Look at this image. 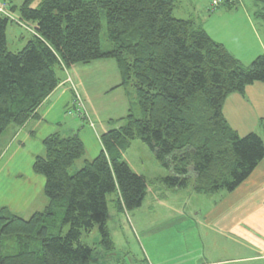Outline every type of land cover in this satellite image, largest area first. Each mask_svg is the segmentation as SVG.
<instances>
[{
    "label": "trees",
    "instance_id": "obj_1",
    "mask_svg": "<svg viewBox=\"0 0 264 264\" xmlns=\"http://www.w3.org/2000/svg\"><path fill=\"white\" fill-rule=\"evenodd\" d=\"M3 3L14 11L13 0ZM252 4L264 23V0ZM175 7L176 0H24L20 20L34 24V36L17 53L7 50L11 20L0 14V136L38 119L37 110L61 82L58 71L75 65L113 60L117 87L125 88L130 103L124 125L101 135L102 151L74 173L86 153L78 135L43 140L32 171L45 179L49 204L28 219L0 209V264H91L95 249L81 236L94 228L100 248L113 252L107 197L116 195L118 211H132L147 192L146 178L121 161L132 141L145 145L168 173L158 179L162 186L178 191L191 184L203 196L234 191L264 159L263 139L238 136L222 114L229 95L264 83V55L243 66L201 26L174 18ZM101 11L107 51L100 42Z\"/></svg>",
    "mask_w": 264,
    "mask_h": 264
},
{
    "label": "crops",
    "instance_id": "obj_2",
    "mask_svg": "<svg viewBox=\"0 0 264 264\" xmlns=\"http://www.w3.org/2000/svg\"><path fill=\"white\" fill-rule=\"evenodd\" d=\"M12 13L8 19L31 33L34 28ZM254 13L239 15L233 21L247 23L258 57L264 55V23L255 19ZM58 76L61 82L37 110L38 119H30L22 127L9 126L0 136V209L6 208L23 219L49 204L43 194L45 179L32 171L35 158L43 153V140L54 133L62 137L77 134L86 151L76 162L82 167L102 151L100 136L121 128L130 109L125 88L117 87L120 76L113 60L75 65L58 71ZM74 94L83 101L86 118L74 114ZM222 114L238 136L256 133L264 141V83L247 86L243 96L229 95ZM167 175L158 171L159 179ZM171 193L186 197L188 203L157 202L154 207H146L145 216L133 214L134 225L126 232L130 242L122 232L127 245L125 258L115 253L118 245L106 217L114 250H102L106 261L102 264H264V159L230 193L196 195L191 184ZM159 196L153 192L156 201ZM142 207L143 203L139 210ZM113 208L115 213L121 212L115 205Z\"/></svg>",
    "mask_w": 264,
    "mask_h": 264
},
{
    "label": "rangeland",
    "instance_id": "obj_3",
    "mask_svg": "<svg viewBox=\"0 0 264 264\" xmlns=\"http://www.w3.org/2000/svg\"><path fill=\"white\" fill-rule=\"evenodd\" d=\"M213 1L214 0H176V7L174 8L172 15L176 19H190L196 25H201L202 23V28H205V32L215 42L222 44L227 49V51L230 52L232 56L236 58L243 66H249L258 55L256 52L258 47L253 46L252 44V38L249 35V31H247L249 30L247 23L243 21L238 23L236 22L237 20L234 22L233 18H237L239 15H251V13L255 11V8L252 6V0H218L220 1V4L212 9ZM23 2L24 0H13L12 4L15 6V9L12 14L16 19L20 18L19 8ZM36 6L37 2L32 5V8H36ZM100 17L102 21V30L100 34L101 48L103 51H107L112 47L107 41L105 14L103 11L100 12ZM252 20H254L253 17ZM24 24L34 28V24L31 22H26ZM32 36H34L33 30H31L30 33V31L23 28L22 26H18L15 21L11 20L8 23L6 29L7 50L11 53H17L21 51L27 42L32 38ZM248 44L250 45L249 48H247ZM238 58H240L242 62ZM105 73L109 74L110 71L106 70ZM127 89V91L133 95L132 86L129 85ZM112 105L113 104H111L110 107L114 108ZM136 112L137 109L134 110V113ZM121 161L126 163L133 173L144 176L147 181V198L144 199L143 207L140 210L138 208L132 211H121L119 213H115L113 202L116 199V195L113 194L107 197V222L111 227V236L118 245L115 253H119L120 258L123 255L125 258L126 255L124 252H126L127 248L126 241L130 242V236H128L126 232L129 231L131 225H134L132 220L133 214L145 216V213L147 212L146 207H154L157 205V202L163 203L164 205L166 203L181 205L184 201L185 203H188V201L186 197H178L181 199H178L177 196L174 197L173 193H171V190L166 189L158 182V171L162 172L163 174H166V171L156 163L151 152L139 140L132 141L130 148L124 153ZM80 168V163H76L72 167L71 173H74ZM153 192H157L158 196L162 195V197H157L156 201L152 197ZM182 196L185 195L182 194ZM123 229L125 231H123ZM122 232L125 233L126 241ZM81 241L90 247H96L91 259V264H102L106 262L105 257H103L104 254L102 256L103 251L99 247L100 236L97 228H94L89 234L83 233L81 236ZM131 249L134 251V248ZM128 257L127 260H129ZM126 264H128L127 261Z\"/></svg>",
    "mask_w": 264,
    "mask_h": 264
},
{
    "label": "built area",
    "instance_id": "obj_4",
    "mask_svg": "<svg viewBox=\"0 0 264 264\" xmlns=\"http://www.w3.org/2000/svg\"><path fill=\"white\" fill-rule=\"evenodd\" d=\"M232 1H234V0H232ZM218 4H220V1L214 0L212 2V9H214V7H216ZM0 14L6 18H10L9 6L7 4L3 3L0 5ZM72 102L74 105V114L78 117L86 116V109H85L84 103L77 94H74V99Z\"/></svg>",
    "mask_w": 264,
    "mask_h": 264
}]
</instances>
